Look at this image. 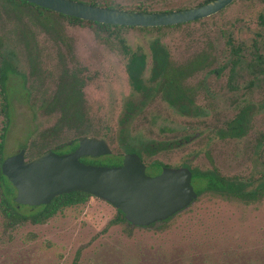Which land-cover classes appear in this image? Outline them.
Instances as JSON below:
<instances>
[{
	"label": "rangeland",
	"instance_id": "obj_1",
	"mask_svg": "<svg viewBox=\"0 0 264 264\" xmlns=\"http://www.w3.org/2000/svg\"><path fill=\"white\" fill-rule=\"evenodd\" d=\"M94 1L121 9L165 10L201 0ZM245 18L243 8L235 3L218 14L158 29L103 30L60 19L62 41H58L26 13L0 8V41L13 51L25 76L23 87L14 75L6 82L11 115L3 157L23 144L24 157L31 158L39 148L53 149L76 138L85 127L96 132L85 135L106 140L112 162L121 158L123 140L133 146L180 140L145 163L176 165L186 159L191 167H213L223 176L244 177L260 171L264 164V36L255 44L261 61H254L250 54L248 38L229 36L238 27V19L241 26L251 24ZM154 38L167 51L170 63L201 67L185 81L195 110L179 114L155 95L121 124L123 101L130 92L122 43L143 52L148 64ZM228 39L240 46L235 47L239 60L233 64ZM64 69L76 71L83 81L79 120L65 117L49 102ZM245 104L253 108L242 134H222ZM186 135L190 138L183 142ZM145 172L151 171L146 167ZM115 214L113 206L92 196L42 223L23 221L8 227L0 213V264H264V195L243 202L204 191L164 223L149 226L114 222Z\"/></svg>",
	"mask_w": 264,
	"mask_h": 264
},
{
	"label": "water",
	"instance_id": "obj_2",
	"mask_svg": "<svg viewBox=\"0 0 264 264\" xmlns=\"http://www.w3.org/2000/svg\"><path fill=\"white\" fill-rule=\"evenodd\" d=\"M46 9L79 19L125 26H163L193 20L215 12L230 0H212L205 4L173 11H128L106 8L76 0H24ZM69 143V142H68ZM110 154L104 139L80 136L77 146L68 152L44 150L26 159L24 149L4 157L0 172L14 188L18 205L37 206L52 197L80 191L106 201L118 209L124 219L136 226L161 223L187 207L196 197L186 167L162 166L149 175L133 153H124L119 164L84 163L82 156Z\"/></svg>",
	"mask_w": 264,
	"mask_h": 264
},
{
	"label": "trees",
	"instance_id": "obj_3",
	"mask_svg": "<svg viewBox=\"0 0 264 264\" xmlns=\"http://www.w3.org/2000/svg\"><path fill=\"white\" fill-rule=\"evenodd\" d=\"M91 4H95L93 0L88 1ZM0 8L11 12L13 14L26 15L42 29L49 32L58 41H62L59 36L61 28L59 21L64 19L69 23H92L98 29L109 30L118 29L124 27L122 25L103 24L98 22L84 21L77 17L64 15L44 7L26 2L24 0H0ZM25 48L30 49V45L25 42ZM124 52L127 54L125 62V69L128 77V82L132 93L125 101V110L120 117L122 122L126 121L130 113H133L139 103L142 102L143 97L148 95L147 91L152 87V81L145 79L141 75L143 65L145 64L144 55L137 51H130L126 45H122ZM150 56L151 64L156 65L151 67L152 72L164 73L165 68L159 66L167 63L166 52L163 47L156 41L152 40L150 43ZM33 63V62H32ZM32 64H30L31 66ZM17 76L20 78V85L23 87L25 82V76L18 70L17 61L15 60L12 50H9L5 44L0 41V113L2 115V125L0 127V162L3 157V143L5 132L7 130L10 119V100L9 94L6 89V82L10 76ZM166 80H161L160 86L164 84ZM83 84L82 79L78 76V73L73 70H62L54 91L51 94L50 104L57 107L61 114L67 118L79 120L82 116V94L81 86ZM170 86V85H168ZM244 116L239 115L232 119L228 124V130L224 131L225 134L231 136H237L241 130H239L244 122ZM87 133L96 134V132L88 130V128L80 129L78 136ZM67 146V151L73 150L77 146V137L70 139L65 143H60L53 148L56 149ZM167 146L166 142H143L139 147H132L129 142L123 141L121 143L122 151H134L141 160L146 159L149 155L155 151L164 149ZM23 148L24 145L22 144ZM39 152L43 149L39 148ZM114 157L111 155H104L99 157L82 156L79 158L81 162L101 165H116L120 163L121 158L117 161H111ZM102 160H106L104 163ZM161 164L151 161L146 167L150 171H158ZM191 183L195 185L197 194L204 191L218 193L225 197H233L243 202H250L259 199L264 195V164L259 171H255L253 175L249 176H223L216 168L196 169L192 168ZM14 188L8 182V180L0 172V213L3 215L5 225L11 227L16 223L23 221H30L32 223H42L48 218L53 216L56 212L63 208L81 204L87 200L89 194L80 191H71L67 193L58 194L51 198L46 204H40L37 206L18 205L13 201ZM168 217L167 219H169ZM114 222H125L130 225L123 217V214L116 209L114 216Z\"/></svg>",
	"mask_w": 264,
	"mask_h": 264
},
{
	"label": "flooded vegetation",
	"instance_id": "obj_4",
	"mask_svg": "<svg viewBox=\"0 0 264 264\" xmlns=\"http://www.w3.org/2000/svg\"><path fill=\"white\" fill-rule=\"evenodd\" d=\"M76 1L84 2V3H87V4H91V3L88 2L89 0H76ZM209 1H212V0H201V1H199V2H197L195 4H193V5H182L183 7H180V8L177 7L175 9H165V10H146V9H127V8L126 9H121L119 7H115V6H112V5H98L95 1H94L95 4H91V5H96V6L106 7V8H112V9H118V10L154 12V11H173V10H179V9H187V8H191V7H194V6H199V5L205 4V3L209 2ZM235 3L240 4V6L243 8V13H244V15L246 17L245 19H248V20L251 19L252 21H251V24H248V23L245 24L243 22V25L241 26L240 23H241L242 20L238 19L237 20V22L239 23L238 24V27L241 26V27H239V28H241V31L240 32H237V28L238 27H236V28H234L232 30V32L229 34V36L230 37H233V39L235 37L236 38L237 37H241V38H243V41H245L246 38H248V40L250 42V44H249L250 49L251 48L253 49V51L250 54H252V57L254 58V61H261L262 60L261 58L263 56H262V54H260V50L259 49L256 50L257 48H255V44L257 43V41L260 38H262L264 36V0H230L225 5H223L222 7H220L218 10H216L213 13H210V14L205 15V16L200 17V18H196V19H193V20H188V21L181 22V23L171 24V25L152 26V27H145V26H143V27H141V26H125V25H122V26L128 27V28H138V29H158L160 27L178 26V25H181L183 23L195 21V20H198V19H201V18L210 16V15H213V14H218L219 12H223L226 8H228L229 6L234 5ZM238 18H241V16H239ZM81 20H83V19H81ZM84 21H88V20H84ZM91 22H94V21H91ZM89 24H92V23H89ZM103 24H107V23H103ZM111 25H113V24H111ZM253 27H254V29H253ZM246 31H248V33ZM154 39H152V40H154ZM234 40L232 41V39H228V47H229V49H230V51L232 53V60H231V63L232 64L233 63H236L239 60V53H238L239 51L236 48H239L240 46H238V47L237 46H233L231 44V41L234 42ZM122 45H123V43H122ZM124 45H126V44H124ZM127 48L130 50V48L128 46H127ZM163 49H164V47H163ZM122 50H123V48H122ZM130 51H137V52H140V53H142L144 55L145 64L143 65V69L141 71V75L145 79L152 81V83H151V86L152 87L147 91L148 95L146 97H143L142 102L138 104L137 109L133 113H130L129 118L132 117V115H134L138 111L139 107L141 105H143L144 102H146L149 98H151L152 96H155V95H159V97L162 100H164L171 108H173L179 114H188V113H190L191 110L192 111L195 110V107L193 105V102H192V99H191V96H190V90L186 88V86H185L186 82L185 81H186L187 77H189L191 75V74L189 75L190 72L200 71L201 70V67H198L197 68V65L196 64H191V63H182V64H173V63H170L169 58H168V53L165 50L167 63L162 64V65H159V66L165 68L166 71L164 73L163 72L162 73H158V72L156 73V72H152L151 71V67L152 66H156V65L151 64V56H150L151 49H150V44H149V59L150 60H149V63L148 64L146 63V55L143 52H141L139 50H130ZM126 59H127V54H126ZM124 71H125V74H126V77H127V73H126V69H125V64H124ZM162 77L166 81L164 82V84L162 86H160L159 83H161ZM127 82H128V77H127ZM128 85H129V82H128ZM168 85H170V86H168ZM129 88H130V85H129ZM131 93H132V89L130 88L129 94L125 97V99L123 101L124 107H125V101L128 99V97L130 96ZM262 105L264 106V99L262 101ZM124 107H123V109L121 111L120 117L123 115V112L125 110ZM252 108H253V106L251 104H245V105L241 106L240 108H238V110L236 112V115L233 116V118H231L225 124V128H224L222 134H224L226 136H229V137H237V136H240L242 134V132L244 131V129H245V126H246L247 121L249 119L250 112H251ZM239 115H243L244 116V119H245L244 122L242 123L241 128L239 129V130H241L240 133L237 136H231V135L225 134L224 131L228 130L227 124L232 119H234L235 117H237ZM120 117H119V121H120L121 124H124L129 119L128 118L126 121L122 122L120 120ZM122 127L123 126H120L119 127L120 129L119 130H121ZM195 134L197 135V133H195ZM80 136H92V135H85L84 134V135H80ZM80 136H77V139ZM94 137H97V136H94ZM99 138H102V137H99ZM189 138L190 137L188 135L184 136L183 137V142L188 141ZM102 139H104V138H102ZM123 141H125V140H123ZM123 141H121V143ZM151 141L155 142L154 140H151ZM105 142H106V140H105ZM126 142H128V141H126ZM145 142H149V141H145ZM156 142H160V141H156ZM162 142H166L167 143V146L164 149L171 148L172 146H177V145H179L181 143L180 140H177L176 142L161 141L160 143H162ZM129 144L131 145L130 142H129ZM139 145L138 146L131 145V146L134 147V148H137V147H139ZM164 149L157 150L153 154H155L158 151L164 150ZM121 151H122V149H121ZM56 152H58V153H64V152H68V151L67 150H62L61 147H60V148L56 149ZM128 152H133V153H135L139 157V155L136 152H134V151H125V152L122 151V154L128 153ZM153 154L149 155L148 157L152 156ZM100 156H104V155H100ZM89 157H92V156H89ZM95 157H99V156H95ZM139 159L141 160L140 157H139ZM146 159L141 160V162L144 164V167L145 168H146V165L149 162L153 161V160H151L148 163H145V160ZM154 162H157V161H154ZM158 163H160V162H158ZM160 164H161L160 168L162 166H167V167H186L191 172V175H192V171L191 170H192V168H194V167H191L189 165V163H188V161L186 159L181 160L176 165H169V164H164V163H160ZM145 168H144V170H145ZM160 168H159L158 171H153V172L151 171L148 174L149 175H154V174H156V173H158L160 171ZM196 169H199V168H196ZM201 170H203V169H201ZM190 184H191V178H190ZM193 189L196 192L195 187ZM198 195L199 194L196 193V197ZM183 209L175 212L174 214H172L169 217L170 218L173 217L175 214L179 213ZM167 218L164 219V221L162 223H164L165 221H167L168 220ZM130 225H132V224H130ZM133 226H136V225H133Z\"/></svg>",
	"mask_w": 264,
	"mask_h": 264
}]
</instances>
